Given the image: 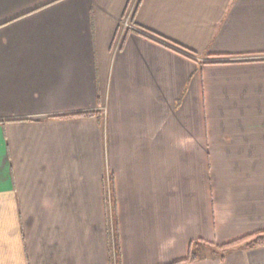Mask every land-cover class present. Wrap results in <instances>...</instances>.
Wrapping results in <instances>:
<instances>
[{
    "label": "crops",
    "instance_id": "0c3cea01",
    "mask_svg": "<svg viewBox=\"0 0 264 264\" xmlns=\"http://www.w3.org/2000/svg\"><path fill=\"white\" fill-rule=\"evenodd\" d=\"M129 2L0 0V264H264V0Z\"/></svg>",
    "mask_w": 264,
    "mask_h": 264
},
{
    "label": "trees",
    "instance_id": "16d2710c",
    "mask_svg": "<svg viewBox=\"0 0 264 264\" xmlns=\"http://www.w3.org/2000/svg\"><path fill=\"white\" fill-rule=\"evenodd\" d=\"M242 241H246V245H260L264 244V230H259V232H255L252 234H247V236H244L242 238L235 239V241L224 243L223 245H219V248L221 249V253L223 254L226 250H228L232 244H236ZM193 245V242L190 244V251L188 253V256L183 259H177L176 261L170 263V264H188L190 261L196 260L197 255L191 248Z\"/></svg>",
    "mask_w": 264,
    "mask_h": 264
},
{
    "label": "rangeland",
    "instance_id": "374dc122",
    "mask_svg": "<svg viewBox=\"0 0 264 264\" xmlns=\"http://www.w3.org/2000/svg\"><path fill=\"white\" fill-rule=\"evenodd\" d=\"M138 1L139 0H130L129 4L127 5V7L125 9V13H124L123 18L121 20V23H123V25H122V31L123 32L131 30L132 27L136 28V26H135L136 24L133 22V19H134L133 16H134V13L136 11L135 9H136V7L138 5ZM214 112H216V111H213V110L211 111V113H214ZM245 242L246 241H242V242H239V243H236V244H232L231 247H236V245H240V244L246 245ZM220 252H221V250H220Z\"/></svg>",
    "mask_w": 264,
    "mask_h": 264
}]
</instances>
